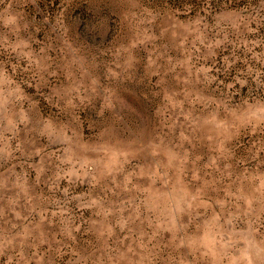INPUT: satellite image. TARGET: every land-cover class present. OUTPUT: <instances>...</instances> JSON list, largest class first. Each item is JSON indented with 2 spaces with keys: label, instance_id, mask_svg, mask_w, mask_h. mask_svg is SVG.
<instances>
[{
  "label": "rangeland",
  "instance_id": "obj_1",
  "mask_svg": "<svg viewBox=\"0 0 264 264\" xmlns=\"http://www.w3.org/2000/svg\"><path fill=\"white\" fill-rule=\"evenodd\" d=\"M0 264H264V0H0Z\"/></svg>",
  "mask_w": 264,
  "mask_h": 264
}]
</instances>
